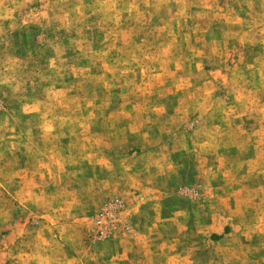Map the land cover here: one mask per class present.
Returning <instances> with one entry per match:
<instances>
[{"label": "rangeland", "instance_id": "obj_1", "mask_svg": "<svg viewBox=\"0 0 264 264\" xmlns=\"http://www.w3.org/2000/svg\"><path fill=\"white\" fill-rule=\"evenodd\" d=\"M0 264H264V0H0Z\"/></svg>", "mask_w": 264, "mask_h": 264}]
</instances>
